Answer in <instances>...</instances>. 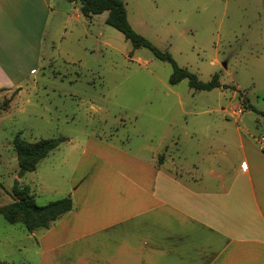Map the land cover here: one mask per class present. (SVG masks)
Here are the masks:
<instances>
[{"label":"rangeland","instance_id":"374dc122","mask_svg":"<svg viewBox=\"0 0 264 264\" xmlns=\"http://www.w3.org/2000/svg\"><path fill=\"white\" fill-rule=\"evenodd\" d=\"M122 1L134 30L201 81L219 74L224 88L195 91L187 80L170 85L172 66L147 49L134 50L106 24L108 12L87 18L79 0H53L41 59L31 66L36 74L21 90L0 94V264L42 263L36 231L29 233L21 218L8 224L4 210L16 200L14 191L25 186L38 206L66 197L90 138L151 154L156 165L176 176H206L239 164V134L260 147V0ZM249 103L257 111L247 109ZM17 138L65 142L34 173L22 176Z\"/></svg>","mask_w":264,"mask_h":264},{"label":"crops","instance_id":"0c3cea01","mask_svg":"<svg viewBox=\"0 0 264 264\" xmlns=\"http://www.w3.org/2000/svg\"><path fill=\"white\" fill-rule=\"evenodd\" d=\"M52 1L0 0L1 92L36 74ZM238 142L239 164L176 176L90 138L66 191L73 210L33 233L41 264H264V152Z\"/></svg>","mask_w":264,"mask_h":264},{"label":"trees","instance_id":"16d2710c","mask_svg":"<svg viewBox=\"0 0 264 264\" xmlns=\"http://www.w3.org/2000/svg\"><path fill=\"white\" fill-rule=\"evenodd\" d=\"M79 2L81 12L85 17L92 18L108 12L106 24L123 34L125 39L132 44L134 50L147 49L158 60L169 63L173 68L170 85L175 86L187 80L189 87L195 91L210 92L224 88L220 82L219 74H215L209 82L201 81L197 74L181 68L169 52L161 51L150 40L134 30L128 20L126 7L122 0H79ZM246 108L257 111L250 103ZM259 114L264 117V112H259ZM64 142V139H49L32 144L17 138L14 146L18 155L20 175L34 173L38 164ZM14 197L16 200L13 204L4 210L5 219L8 224L14 225L21 218V222L29 233L50 228L54 222L71 212L74 206L70 196L45 206H38L28 186L16 189Z\"/></svg>","mask_w":264,"mask_h":264},{"label":"built area","instance_id":"2783aa9c","mask_svg":"<svg viewBox=\"0 0 264 264\" xmlns=\"http://www.w3.org/2000/svg\"><path fill=\"white\" fill-rule=\"evenodd\" d=\"M260 142H259V144L261 145V149L264 152V138H261V141Z\"/></svg>","mask_w":264,"mask_h":264}]
</instances>
